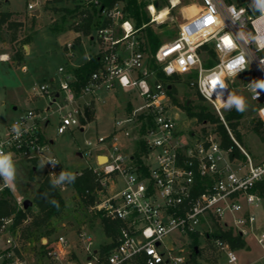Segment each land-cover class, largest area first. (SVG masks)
Returning <instances> with one entry per match:
<instances>
[{
	"label": "built area",
	"instance_id": "1",
	"mask_svg": "<svg viewBox=\"0 0 264 264\" xmlns=\"http://www.w3.org/2000/svg\"><path fill=\"white\" fill-rule=\"evenodd\" d=\"M9 1L0 0V7ZM51 1L24 0L26 12L39 17ZM70 1L98 4V0ZM185 1L188 0H167L165 7L170 12ZM199 1L202 5L197 13L184 16L180 34L161 43L151 58L142 48L139 29L129 18L125 2L117 0L110 7H102L98 13L100 24L89 35L90 41L98 45L95 54L100 65L79 94L71 86L76 76L60 66L62 77L57 86L50 89L41 85L33 91L34 96L47 97L48 106L25 109L0 124V151L11 153L14 166L23 160L28 169L36 170L41 164L46 176L64 190L66 184L59 179L60 163L51 154L53 139L45 134L50 113L59 116L57 133L61 134L84 126L86 109L92 102L89 99L80 102V99L94 94L98 88H129L140 96L143 102L140 109H133L126 119L116 121L118 129H123L124 123L135 129L133 142L143 140L145 150L140 160L137 155L123 151L116 132L86 141L84 152L88 156L94 154L95 165L89 168L98 183L93 190H87L96 197L91 211L101 225L102 217L119 221L121 225L116 235L109 236L105 243H97L89 230H80L81 249L70 264H189L192 250L187 254L184 245L192 234L213 238L216 250L224 253L229 263L237 264L236 250L228 241L213 235L215 223L223 230L232 229L244 239L253 237L264 259V223L260 211L264 195L259 187L264 182V156L254 158L239 143L226 118L227 109L234 105L230 104L233 97L246 95L247 102L255 106L264 142V88L260 87L264 85V11L259 1L254 7V0L238 4L231 0ZM152 7L158 11L154 4L147 5L150 23L157 22ZM36 10L39 15L33 14ZM1 11L4 10L0 8ZM84 13L86 18L88 13ZM208 17L212 23H207ZM195 22L198 30L194 33L188 28ZM225 37L231 41L230 45L225 44ZM66 48L73 55L71 44ZM151 59L156 66L151 64ZM176 75L188 78V85L208 103L225 127L232 145H223L216 124L202 122L204 127L198 130L190 124L178 128L181 118L178 111L189 119L191 116L169 93L177 89L169 80ZM141 115L145 120L144 133ZM14 125L19 128V134L13 130ZM124 134L131 136L128 130ZM100 145H105V151L94 153V148ZM237 149L239 154L235 153ZM103 156L106 161L100 162ZM81 173L79 170L74 174ZM17 174L15 169L13 184H6L0 176V193L10 191L18 207L25 208L24 199L16 196L24 195L18 190ZM13 225V215L0 218V264H27L19 255ZM173 232L179 236L180 244L176 248L164 244V239ZM107 243L111 247L103 260L99 249ZM41 244L47 248L49 242L44 238ZM71 249V241L61 234L47 252L50 258L60 260ZM195 249L199 251L200 244Z\"/></svg>",
	"mask_w": 264,
	"mask_h": 264
},
{
	"label": "rangeland",
	"instance_id": "2",
	"mask_svg": "<svg viewBox=\"0 0 264 264\" xmlns=\"http://www.w3.org/2000/svg\"><path fill=\"white\" fill-rule=\"evenodd\" d=\"M231 1L238 4L247 0ZM254 1V7L256 8L259 0ZM149 2L158 3L161 6L160 9H163L167 0H149ZM201 5L199 0L185 1L183 5L171 10L164 20L154 22L150 27L155 30L161 43L172 40L180 34V25L184 23V16L197 13ZM84 7L90 9L91 6L87 3L78 4V2L70 0H53L46 7L44 13L39 17H35L32 21L33 16L26 12L24 0H10L8 3L1 4V10L13 11L15 12L13 17L23 21V25L17 32L19 38L23 37V34L27 31L26 28L30 24L33 25L35 33L29 44V49L25 48V45L20 48L22 55L27 52L24 59L14 62L11 57L14 52L13 48L16 49L18 43L10 41L11 32L5 25L0 30V53L7 54L6 61L0 59V124L18 116L11 115L8 108L4 110L6 105L10 106L11 100H14L17 96L22 107L44 108L48 106L49 99L42 96L33 97V91L41 85H47L52 89L62 77L58 71L60 66L67 69L72 67L70 64L78 66L98 51V45L89 39L92 31H76V27L81 26L85 21V11L82 10ZM91 13H93L92 10ZM55 22L62 27V31L55 32L51 30V26ZM197 27L198 25L195 22L188 29L195 33L198 30ZM83 33L88 34L84 35ZM143 33V30H139L137 33L141 44L144 42ZM77 35L80 37V41L75 40ZM67 44H71L70 52L73 53L71 56L66 48ZM147 54L151 58L154 53L147 51ZM22 68H25V70ZM51 77L56 80L55 83L50 80ZM169 80L177 86V89L175 87L172 92L176 94V98L180 103L190 101L194 105L196 102H201L211 111L208 103L188 85L187 77L176 75ZM237 91H239L238 88ZM238 98L243 99L245 108L237 127L241 137H237V139L254 158H262L264 156V142L260 133V123L256 119L255 106L247 102L248 97L246 95ZM88 99L92 104L88 107L87 121L84 122L82 128H71L59 134L57 133V127L60 118L56 113H50V122L45 129V134L53 139L51 154L56 156L60 163V174L62 172L66 173L65 178L62 180L66 184L64 190L58 188L65 201V208L58 217H53L50 220L49 225L41 227L38 232L34 231V234L29 237H27L26 228L31 225V216L22 218L15 224L13 232L19 245V255L27 264H70L78 255L77 252H80L81 244L78 233L82 229L89 230L94 235L97 243H105L110 239L104 232L103 226L97 223V215L91 211V206L95 204L96 197L90 194L93 200L86 202L84 197L68 182V179L76 171L90 167L89 165H95L94 154L88 156L84 151L87 149L86 141H96L98 136H107L116 132L117 143L123 148V151L137 155L135 142L132 140L135 129L127 123L123 124L125 126L123 129H118L116 121L126 119L133 109H140L143 102L136 90L122 87H116L112 90H107L104 87L98 88L94 94L85 95L81 98L80 102ZM2 101H5L4 106L1 105ZM129 107H131V110H129ZM52 108L55 107L52 106ZM229 109H227V112ZM111 112H114V117H111ZM178 113L181 116L177 122L178 128L189 126V124L191 128L197 130L204 127L203 123L199 122L197 118L189 116V119L185 113L179 111ZM255 126L258 127L259 131H256ZM125 130L130 132V137L125 136ZM234 134L236 135L235 131ZM109 144H111L110 141L107 145L109 146ZM104 147L105 145L97 146L93 151L94 153L95 151H105ZM79 152L82 153V156H79ZM100 162H102L101 158ZM25 165L23 160L15 163V169L18 173V190L24 194L16 196L24 199V201H31L29 206L32 207L33 212L37 213L38 208L33 201V196L46 173L41 164L32 174H30L31 168L28 169ZM14 199L16 201L15 196ZM16 204L17 209H20L17 201ZM261 209L262 223H264V206ZM12 215L16 218L14 214ZM61 234L69 238L72 249L67 256L60 260L50 258L47 251L54 245L55 238ZM178 237V234L173 232L164 239V244L176 248L180 244ZM44 238L49 242L47 248L41 244V240ZM192 240L193 237L189 236L188 244L184 245L187 254L192 250V246H189V242ZM197 240L201 246V252L196 260H189V264H233L228 262L224 253L216 250L213 238L198 236ZM245 241L246 245L237 249L236 254L239 258L237 264H264V259L261 257L262 249L256 240L248 236ZM247 244H250L248 245L250 249L248 251L242 250L247 247ZM77 259L80 260V258Z\"/></svg>",
	"mask_w": 264,
	"mask_h": 264
},
{
	"label": "trees",
	"instance_id": "3",
	"mask_svg": "<svg viewBox=\"0 0 264 264\" xmlns=\"http://www.w3.org/2000/svg\"><path fill=\"white\" fill-rule=\"evenodd\" d=\"M117 0H98V4H91L90 9L85 8L83 11L87 12L88 15L85 18L84 23L81 26L76 27V31L82 30L84 32L92 31L94 28L98 27L100 24L99 16H96L101 10L102 7H110ZM125 2V10L128 13L129 18H131L134 26L143 30L144 42H142V48L146 51H151L155 53L157 48L160 46L161 41L155 30L150 27V25L154 23H150V15L147 10V5L154 3L156 8L159 10L161 6L155 2H149V0H122ZM55 9V8H54ZM91 10L93 13H91ZM15 12L13 11H1L0 12V30L5 25L6 28L11 32L10 33V41L12 43H18V46L13 48V56L11 59L14 61H22L23 55L20 52V48L24 45H28L32 41L33 34L35 33V29L32 24L26 28V32L23 34L22 38L18 37V29L23 25V21L20 19H15ZM34 16L32 17V21L34 20ZM51 30L55 32L62 31V27L58 25V23H54L51 26ZM87 35L88 33H83ZM80 37H76V40H79ZM151 64L156 66L154 59H151ZM100 63L98 60V55H92L88 60L77 67H71L68 70L72 72L76 76V80L71 83V86L75 90L76 94H79L81 87L87 82L91 73L99 67ZM160 78L164 79V76L159 73ZM169 93L173 97L175 102L180 103L176 94L169 90ZM185 110L191 117L197 118L199 122H207L210 124H216V130L218 134L221 136L223 145L228 147L232 145V141L225 129V127L219 122V120L215 117V115L208 109L206 105H203L201 102H196V104L192 105L188 102L181 103ZM131 110V107H129ZM89 109L87 107L86 114L88 115ZM244 111H238L236 105L230 108L226 114V118L229 121V125L236 132V138H240V132L237 130L239 120L242 118ZM140 119L143 121V126L141 128V132L145 131V120L143 116H140ZM84 122V121H83ZM256 131L258 127L255 126ZM233 131V132H234ZM136 151H137V159L140 160L142 152L145 150V145L143 140H138L135 143ZM236 154H239L238 149L235 150ZM35 171L34 168H31L30 174ZM69 183L73 185L75 190L80 193L86 202H90L93 200L92 195H90L88 191L93 190L97 186L96 176L93 173L92 169L86 167L82 170L80 175L72 174L69 179ZM260 192L264 195V182L260 183ZM33 201L38 208L37 213L32 211L31 206H27L25 208L17 209V204L14 199V195L8 190L0 193V218L7 217L12 214L16 216L14 217V225L17 224L22 218L27 216L32 217L31 225L26 228L27 237L33 235L34 231L38 232V230L46 225H49L50 220L53 217H58L63 209L65 208V201L59 192L58 187L54 184L51 178L45 176L43 180L40 182L34 196ZM101 223L103 226L104 232L110 236L114 237L118 232V229L121 225L119 221L110 220L106 217L101 218ZM216 231L213 233L214 236L221 237L222 239L229 242L230 246L237 250L243 248L246 245L245 239L239 234L235 233L232 229L223 230L221 229L217 223H215ZM192 257L189 260H196V257L199 255L201 250L195 249V246L199 245L197 240L198 235L192 234ZM111 247V243L103 244L100 246L99 254L100 257L104 260L108 253V250ZM139 264H144L143 262Z\"/></svg>",
	"mask_w": 264,
	"mask_h": 264
},
{
	"label": "clouds",
	"instance_id": "4",
	"mask_svg": "<svg viewBox=\"0 0 264 264\" xmlns=\"http://www.w3.org/2000/svg\"><path fill=\"white\" fill-rule=\"evenodd\" d=\"M259 7L264 11V0H259ZM236 15L237 17L239 16V14ZM2 59H6V57ZM230 104H235L238 111H244L245 104L242 98L233 97ZM13 130L19 134V128L17 126L14 125ZM0 162H2L0 163V176L3 177L6 184H13L15 181V166L12 163L11 153L5 154L3 151H0ZM65 175L66 173L62 172L59 179L63 180Z\"/></svg>",
	"mask_w": 264,
	"mask_h": 264
},
{
	"label": "crops",
	"instance_id": "5",
	"mask_svg": "<svg viewBox=\"0 0 264 264\" xmlns=\"http://www.w3.org/2000/svg\"><path fill=\"white\" fill-rule=\"evenodd\" d=\"M76 37H78V35L76 36ZM75 40H76V38H75ZM76 41H78V40H76ZM80 41V40H79ZM27 46V47H26ZM25 48H28L29 49V44L28 45H25L24 46ZM27 53V52H26ZM26 53H25V55H26ZM3 56V55H6L7 56V54H2V52L0 53V56ZM25 55H23V59H24V57H25ZM68 58H69V56H68ZM90 58V57H89ZM88 58V59H89ZM2 61H6V59H2V58H0ZM87 59V60H88ZM86 61V60H85ZM84 61V62H85ZM14 62H17V61H14ZM83 62V63H84ZM72 67H77V66H73L72 64H70ZM81 65V64H80ZM79 66V65H78ZM23 70H25V68H22ZM50 80L51 81H53L54 83H55V79L54 78H50ZM58 84H56L55 86H57ZM32 95H33V93H32ZM33 97H37V96H34L33 95ZM20 100H21V97H20ZM1 105L2 106H4L5 105V101H2L1 102ZM10 106H7L6 105V107H5V109L4 110H7V108H8V110H9V112L11 113V115H19L23 110H25V109H28L27 107H22V106H20V102H19V98H18V96L14 99V100H11V102H10V104H9ZM30 108H38V107H30ZM110 115H111V117H114L115 116V114H114V112H111L110 113ZM15 118V117H14ZM125 153H127V152H125ZM79 154V156H81V154H80V152L78 153ZM36 171V170H35ZM248 245H250V244H247V247H245L244 249H242V250H244V251H248L250 248H248V247H250V246H248ZM236 252H237V250H236ZM238 260H239V258H238ZM250 264V263H249Z\"/></svg>",
	"mask_w": 264,
	"mask_h": 264
},
{
	"label": "bare ground",
	"instance_id": "6",
	"mask_svg": "<svg viewBox=\"0 0 264 264\" xmlns=\"http://www.w3.org/2000/svg\"><path fill=\"white\" fill-rule=\"evenodd\" d=\"M151 9H152V11H154L155 20H157V21L164 20L167 17V15L169 14V10L167 7L160 9L158 11H156L154 7H152ZM3 57H6V59H7L6 55H3ZM101 160H102V162H105L106 157L105 156L101 157Z\"/></svg>",
	"mask_w": 264,
	"mask_h": 264
},
{
	"label": "snow or ice",
	"instance_id": "7",
	"mask_svg": "<svg viewBox=\"0 0 264 264\" xmlns=\"http://www.w3.org/2000/svg\"><path fill=\"white\" fill-rule=\"evenodd\" d=\"M212 22H213L212 18L211 17H208L207 23H212ZM224 42H225L226 45H230L231 44V41L229 40L228 37H225L224 38ZM229 67H232V65H229ZM260 87L264 88V85H261ZM0 163H2V162H0Z\"/></svg>",
	"mask_w": 264,
	"mask_h": 264
},
{
	"label": "water",
	"instance_id": "8",
	"mask_svg": "<svg viewBox=\"0 0 264 264\" xmlns=\"http://www.w3.org/2000/svg\"><path fill=\"white\" fill-rule=\"evenodd\" d=\"M33 14L34 15H39V11L38 10H36V11H33ZM27 47V46H26ZM190 103V101H188V104ZM31 204V201H29V200H26L25 202H24V207H27V206H29ZM196 251H197V249H196Z\"/></svg>",
	"mask_w": 264,
	"mask_h": 264
}]
</instances>
